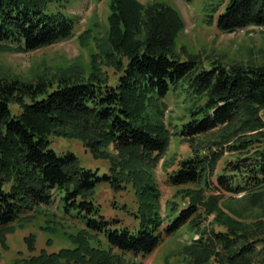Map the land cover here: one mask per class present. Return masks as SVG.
<instances>
[{
    "label": "trees",
    "instance_id": "trees-1",
    "mask_svg": "<svg viewBox=\"0 0 264 264\" xmlns=\"http://www.w3.org/2000/svg\"><path fill=\"white\" fill-rule=\"evenodd\" d=\"M71 1L0 0V48L29 52L71 38L75 19L63 10ZM222 5L208 4V25L222 32L264 27V0H229L220 12ZM109 10L90 72L34 81L0 76V244L7 247L8 234L58 202L65 217L84 225L67 234L71 247L14 264H143L136 259L181 227L198 235L184 245V264H264V65L225 64L178 48L184 21L168 4L109 0ZM90 31L79 36L84 46ZM104 67L115 70V84ZM171 91L190 102L178 134L192 152L169 174L188 206L174 199L164 212L155 170L161 160L166 171L176 165L165 158L172 121L163 100ZM52 137L82 143L108 171L57 152ZM101 183L117 193L132 189L135 228L104 217L96 201ZM244 209L254 213L246 217ZM45 230L56 233L49 224ZM26 242L34 252L36 236Z\"/></svg>",
    "mask_w": 264,
    "mask_h": 264
},
{
    "label": "rangeland",
    "instance_id": "rangeland-1",
    "mask_svg": "<svg viewBox=\"0 0 264 264\" xmlns=\"http://www.w3.org/2000/svg\"><path fill=\"white\" fill-rule=\"evenodd\" d=\"M138 1L144 5L161 2L178 10L184 21V26L177 37L178 48L199 54L206 60H218L225 64L239 62L248 65H264V27L251 26L232 32H222L216 25L207 24L206 18L210 14L208 4L223 3L220 9L222 12L229 0ZM57 7V5H51L50 10L53 11ZM63 10L75 19L73 36L29 52L0 48V76H16L34 81L40 75L53 76L69 69L83 68L84 71L90 72L92 53L98 49L95 42H102L109 28V0H72ZM87 30H91V38L84 46L79 36ZM103 70L109 73L112 84H115L118 79L115 70L106 67ZM163 101L167 105L165 119L167 122L172 121V125L169 126L172 137L165 158L176 160V165L168 171L162 166L163 160L155 170V177L162 194L161 203L165 212L167 202L174 199L179 202L181 209L188 206L187 200L176 197L179 188L170 183L169 174L178 169L182 160L191 156L192 150L189 143L178 134L181 125L189 119V100L184 93L171 91ZM209 136L214 137V135ZM51 140L52 147L57 152L72 151L80 158L84 166L97 169L100 173L108 171L109 163L94 159L82 143L58 137H52ZM227 158H231V154L225 155L218 168L219 173H221ZM223 195L225 198L231 196L228 193H223ZM96 201L101 206L102 214L107 220H117L131 228L138 225V221L131 215V212L137 208V201L131 188L117 193L108 183H101L98 186ZM237 207L241 209L243 204ZM41 209L42 212L33 217L24 227H17L13 233L7 235V247L0 244V264H14L17 258L38 255L43 250L53 253L62 248L71 247L67 234L75 233L84 225L82 226L75 219L69 220L68 217H65L60 212L58 202L48 208L43 206ZM52 212L57 213L52 216ZM251 213H254L253 209L251 211L244 209L243 215L250 217ZM211 220H213V216L204 220L203 225L210 224ZM169 222V220H165V226ZM48 224L56 228L55 234H50L45 230V226ZM216 230H221V228L216 226ZM30 234L36 236L35 251L32 253L26 242V237ZM100 238L102 246L106 247V241L102 236ZM193 238L198 239V235L194 234L192 237L185 228L181 227L173 235L166 236L151 254L138 257L136 262L168 264V261L172 264H184L183 261H179L182 259L181 252L184 251V245L193 242ZM210 264H215V262L212 261Z\"/></svg>",
    "mask_w": 264,
    "mask_h": 264
}]
</instances>
